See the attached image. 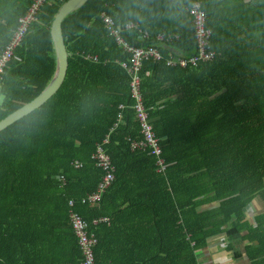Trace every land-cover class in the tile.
Instances as JSON below:
<instances>
[{
    "label": "trees",
    "instance_id": "obj_1",
    "mask_svg": "<svg viewBox=\"0 0 264 264\" xmlns=\"http://www.w3.org/2000/svg\"><path fill=\"white\" fill-rule=\"evenodd\" d=\"M66 1L44 0L14 51L0 80V121L52 81L50 27ZM32 2L0 0V56ZM193 2L206 14L216 56L167 67L194 54ZM102 14L126 45L162 56L142 63L139 91L163 172L153 155L130 149L140 137L119 66L128 55ZM61 30V88L0 132V264H79L69 210L97 239L94 264H200L197 253L217 237L232 260L264 264V214L254 224L245 217L254 199L264 200V0H87ZM105 140L114 181L96 205L84 204L102 178L91 155ZM100 217L107 221L92 224Z\"/></svg>",
    "mask_w": 264,
    "mask_h": 264
},
{
    "label": "built area",
    "instance_id": "obj_2",
    "mask_svg": "<svg viewBox=\"0 0 264 264\" xmlns=\"http://www.w3.org/2000/svg\"><path fill=\"white\" fill-rule=\"evenodd\" d=\"M44 0H33L30 7L27 9L24 15L18 18L16 30L12 33V36L5 46L0 56V80L4 74V70L7 64L11 61L14 51L20 45L22 40L28 33L31 23L36 18V12L41 6ZM186 13L190 18V22L193 30V42H194V54L186 59H169L166 62L167 67L178 66L181 69L187 67L195 68L198 64L209 63L215 58V53L211 50L210 39L211 32L206 26V14L201 8L199 2H193L186 8ZM103 23L113 38L114 43L118 46L125 54L128 55L127 63L119 64L120 68L123 69L130 78L128 88L130 97L133 100L131 109L133 111L134 119L138 125V134L140 140L138 142H132L130 149L139 151H147L148 154L153 155L156 158V166L158 172H163L166 168V164L161 157V148L159 140L153 133L152 126L147 122L146 112L142 105V98L139 91V72L141 65L144 62L151 61L159 63L162 61V56L153 47L148 48H135L126 45L119 36V32L115 29L114 24L109 16L101 15ZM136 29L135 25L125 24L124 30ZM142 38H146V34H142ZM158 41L162 42L161 37L157 38ZM116 124H114L115 127ZM107 144V140L103 144L98 145L96 150L91 155L95 166L102 171V178L99 182L96 190L82 198V203L90 205H96L102 194L110 188L114 181V167L107 154L106 149L103 145ZM76 168L80 167V164L75 162ZM57 180L64 182L63 176H57ZM73 201L68 202V206H73ZM69 220L72 226L74 235L77 240L78 248L81 252L82 259L79 264H94V248L97 245V239L89 230L88 223L75 211L69 210ZM107 218L100 217L92 220V224L96 225L100 222H106ZM217 243L221 244V248H224L225 243L217 239Z\"/></svg>",
    "mask_w": 264,
    "mask_h": 264
},
{
    "label": "water",
    "instance_id": "obj_3",
    "mask_svg": "<svg viewBox=\"0 0 264 264\" xmlns=\"http://www.w3.org/2000/svg\"><path fill=\"white\" fill-rule=\"evenodd\" d=\"M87 0H67L58 10L50 27V36L55 52L56 69L50 84L34 100L24 104L21 108L0 121V132L5 127L38 109L44 102L52 98L61 88L68 69V56L62 37L61 22L69 13L81 7Z\"/></svg>",
    "mask_w": 264,
    "mask_h": 264
},
{
    "label": "crops",
    "instance_id": "obj_4",
    "mask_svg": "<svg viewBox=\"0 0 264 264\" xmlns=\"http://www.w3.org/2000/svg\"><path fill=\"white\" fill-rule=\"evenodd\" d=\"M248 206L253 209L249 208L248 210H245V217L246 213L250 212L253 220L250 221L249 219H246L249 223L254 224L256 216L264 214V200L257 197ZM217 239L223 241L222 237L209 240L207 242V247L197 253L200 264H248L245 259L236 261L232 260L230 252L224 251L223 248H221V244L217 243ZM223 243L225 242L223 241Z\"/></svg>",
    "mask_w": 264,
    "mask_h": 264
},
{
    "label": "rangeland",
    "instance_id": "obj_5",
    "mask_svg": "<svg viewBox=\"0 0 264 264\" xmlns=\"http://www.w3.org/2000/svg\"><path fill=\"white\" fill-rule=\"evenodd\" d=\"M249 208H251V207L248 206L246 210H248ZM251 209H253V208H251ZM246 218L249 219L250 221L253 220V217H251L250 212L246 213Z\"/></svg>",
    "mask_w": 264,
    "mask_h": 264
},
{
    "label": "bare ground",
    "instance_id": "obj_6",
    "mask_svg": "<svg viewBox=\"0 0 264 264\" xmlns=\"http://www.w3.org/2000/svg\"><path fill=\"white\" fill-rule=\"evenodd\" d=\"M12 59H13V58H12ZM12 59H11V60H12ZM10 62H11V61H10Z\"/></svg>",
    "mask_w": 264,
    "mask_h": 264
}]
</instances>
